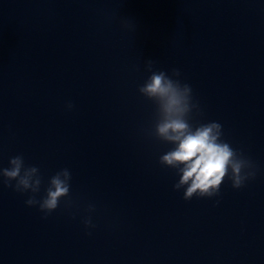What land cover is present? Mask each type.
<instances>
[{"label": "clouds", "instance_id": "9594fccd", "mask_svg": "<svg viewBox=\"0 0 264 264\" xmlns=\"http://www.w3.org/2000/svg\"><path fill=\"white\" fill-rule=\"evenodd\" d=\"M154 61L148 60L146 68L151 73L138 91L155 102L157 106L154 136L172 147L159 158V163L174 169L178 181L174 190L184 189L183 199L213 197L227 177L234 189L244 186L245 181L254 179L257 166L242 153L222 139V125L212 121L193 126L190 114L198 105L193 103L192 88L182 84L179 69L173 68L171 76L165 71H154ZM68 109L73 105L69 103ZM3 184L18 193H31L25 204L37 207L44 213V219L60 206V201L70 197L72 175L64 168L52 175L45 189V195L37 198L42 177L36 166L25 164L22 155L9 159L7 168H0ZM15 181V184L12 182ZM70 204V199L66 201ZM89 212L94 211L89 206ZM85 227H95L91 218L83 220Z\"/></svg>", "mask_w": 264, "mask_h": 264}]
</instances>
